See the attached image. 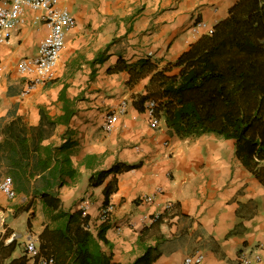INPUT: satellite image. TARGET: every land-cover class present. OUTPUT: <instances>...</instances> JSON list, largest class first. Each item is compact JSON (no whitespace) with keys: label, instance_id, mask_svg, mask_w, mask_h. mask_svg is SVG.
I'll list each match as a JSON object with an SVG mask.
<instances>
[{"label":"crops","instance_id":"1","mask_svg":"<svg viewBox=\"0 0 264 264\" xmlns=\"http://www.w3.org/2000/svg\"><path fill=\"white\" fill-rule=\"evenodd\" d=\"M237 1L60 0L77 25L68 32L55 78L24 96L28 78L18 63L35 56L48 34L46 25L33 23L39 13L28 12L11 41L0 45V66H6L0 76V179L11 177L16 193H0V264H26L30 239L55 264H134L157 243L160 255L152 264H182L197 251L203 264H239L240 251L264 246V168L249 171L232 139L180 138L163 116L153 128L146 103L144 110L136 104L150 77L129 84L128 72L113 71L120 54L128 62L151 58L160 69L175 63ZM121 36L127 37L122 53L119 44L109 47ZM121 105L126 114L107 131L108 113ZM66 112L67 122H54ZM116 164L133 168L91 183ZM108 185L104 242L97 232L105 222ZM78 211L89 216L96 240L84 254L65 235L67 220L60 216Z\"/></svg>","mask_w":264,"mask_h":264},{"label":"trees","instance_id":"2","mask_svg":"<svg viewBox=\"0 0 264 264\" xmlns=\"http://www.w3.org/2000/svg\"><path fill=\"white\" fill-rule=\"evenodd\" d=\"M127 37L114 39L109 47L119 44L124 51ZM178 68L177 73L172 71ZM115 72L126 71L129 84L150 77L146 94L136 101L144 110L149 100L157 102L156 113L165 118L167 126L180 138H196L212 134L235 141V154L251 172L264 168V0H238L229 10L228 17L216 23L209 34L202 35L183 52L175 63L163 68L151 60L141 58L128 62L120 54ZM69 113L57 122H67ZM133 167L116 164L109 170L92 176L91 183L101 184L113 172ZM113 189L106 186V205ZM50 197L55 208L59 199ZM164 213L153 217V224ZM67 220L65 235L77 243L80 254L90 251L96 242L89 230V216L82 211L62 212ZM109 220V219H108ZM97 232L107 242V221ZM73 224H77L74 231ZM100 252V246H97ZM160 255L159 243L148 247L134 264H152Z\"/></svg>","mask_w":264,"mask_h":264},{"label":"built area","instance_id":"3","mask_svg":"<svg viewBox=\"0 0 264 264\" xmlns=\"http://www.w3.org/2000/svg\"><path fill=\"white\" fill-rule=\"evenodd\" d=\"M29 11L38 12L33 21L46 25L48 34L41 40L38 52L32 57H23L18 63V72L28 78L23 95L31 94L38 86L53 80L56 68L61 59L66 45V37L69 31L77 25V19L72 11L60 3V0H0V45L11 41L14 34L26 23ZM205 26V23H202ZM0 66V76L3 72ZM157 102L149 100L146 109L150 114V124L153 128L160 127L161 117L156 113ZM126 114V106L121 105L115 112L107 115L105 128L107 131L116 127L118 115ZM0 193L8 198L15 197L13 180L11 177L0 179ZM111 205H106L101 213L103 221L109 219ZM154 220V219H153ZM264 246H258L255 250L244 249L238 253L239 264H259L261 251ZM26 264H55L53 256L41 254L37 243L30 239L26 244ZM204 255L195 252L185 256L182 264H203Z\"/></svg>","mask_w":264,"mask_h":264},{"label":"rangeland","instance_id":"4","mask_svg":"<svg viewBox=\"0 0 264 264\" xmlns=\"http://www.w3.org/2000/svg\"><path fill=\"white\" fill-rule=\"evenodd\" d=\"M67 35H68V34H67ZM57 66H58V65H57ZM3 68H4V69H3V71H4V70H5V68H6V66H4V65H3ZM56 74H57V72H56Z\"/></svg>","mask_w":264,"mask_h":264}]
</instances>
